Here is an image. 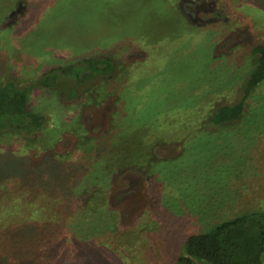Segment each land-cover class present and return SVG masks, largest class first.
<instances>
[{
	"label": "rangeland",
	"instance_id": "1",
	"mask_svg": "<svg viewBox=\"0 0 264 264\" xmlns=\"http://www.w3.org/2000/svg\"><path fill=\"white\" fill-rule=\"evenodd\" d=\"M256 45L264 0H0V82L121 65L100 99L34 90L43 131L0 136V264H93L96 246L113 264H178L188 235L264 210V82L240 121L209 127ZM81 225L106 230L69 240Z\"/></svg>",
	"mask_w": 264,
	"mask_h": 264
},
{
	"label": "trees",
	"instance_id": "2",
	"mask_svg": "<svg viewBox=\"0 0 264 264\" xmlns=\"http://www.w3.org/2000/svg\"><path fill=\"white\" fill-rule=\"evenodd\" d=\"M251 56L253 58L252 67L242 82L240 96H237L238 99L233 104L221 105L213 110L209 117L211 123L209 127L216 128L240 121L245 112L246 101L252 99L259 85L264 82V45L252 47ZM120 69L121 65L111 58L91 56L77 62L50 68L36 78L31 85L24 86L16 79L0 82V136L5 133H14L18 137L21 136L22 140H27L36 138L43 131L46 126L45 116L29 110L34 90H50L57 93L63 101H78L89 94L93 99L94 92L100 99L104 94V92L101 94L103 85L120 73ZM90 203L91 200H86L84 206H88ZM110 205L109 202H106L105 209L110 211ZM90 217L93 218L95 215H83L84 219L79 220L83 221L82 224L84 221L88 223ZM101 224L104 227L106 225L102 222ZM102 225L92 229L81 225L79 228L81 232H78V228L71 227L69 240L82 239L83 242L80 241V243H87L92 232L106 230ZM99 248L100 246L95 247L96 262L93 264H109V262L113 264L111 261L113 253L105 255L98 250ZM83 254L80 251L74 252L69 264H89L87 255ZM263 256L264 210L255 209V211H248L221 221L204 232L188 235L177 262L178 264H194L196 262L203 264H263ZM5 264L11 263L5 262Z\"/></svg>",
	"mask_w": 264,
	"mask_h": 264
}]
</instances>
